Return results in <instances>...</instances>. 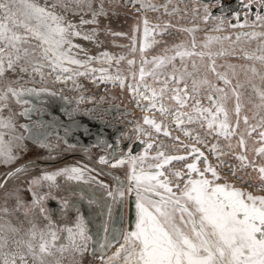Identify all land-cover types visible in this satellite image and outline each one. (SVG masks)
Wrapping results in <instances>:
<instances>
[{"label":"rangeland","instance_id":"374dc122","mask_svg":"<svg viewBox=\"0 0 264 264\" xmlns=\"http://www.w3.org/2000/svg\"><path fill=\"white\" fill-rule=\"evenodd\" d=\"M250 1L255 10L251 13L249 7L240 8L239 13L243 16L240 19L230 14V11L229 17H225L222 12L211 15V10L218 7V2L211 0H36L41 6L56 3L55 12L63 16L64 24H73L75 31L80 33L79 36L69 35L67 38L73 47L69 48L66 44L64 48L72 59L81 61L82 65L65 61L62 68L69 71L53 69L49 61L40 58L42 54L39 49L32 63L21 61L14 70H7L5 63V74L0 77V95H4L9 86L22 94L12 96L7 93V98L0 100V123L8 125L0 127V136L3 138V147L6 151L10 150L14 157L10 162L0 157V236L6 237L9 242L4 251L23 252L27 264H40L41 259L46 264H102L101 255L104 260L111 257L109 254L116 252L123 242V233L127 231L129 176L133 157L137 158L135 168L141 164L140 171L147 172L151 170L149 164L160 163L153 159L158 152L171 156L188 154L191 147L195 146L206 156L209 155V164L221 175L216 182L229 181L254 194L264 195V191L254 192L248 185L249 182L252 187L253 184H262L258 171L253 167L242 168L241 161L236 159L243 152L245 163L254 162L256 169L264 165V157L255 151L264 144L259 136L260 131H264L259 126L264 113L257 115L256 105L260 101L252 88L254 84L264 89L260 85L264 64L255 58L264 55V19H257V16L264 17V8L259 11L264 4H261V0H244L245 3ZM168 3H172V6ZM65 4L67 7L63 6ZM145 20L150 30L147 36L144 32ZM85 36L89 38L85 39ZM36 43L31 40L25 46H34ZM178 46H182L181 51L204 53L203 57H185L183 61L191 71V63L195 60L200 68V78L206 76L218 87H225L215 74L205 71V67L214 61L217 72L226 73L232 85L237 82L243 85L239 89L243 95L238 131L229 139L217 136L216 131H209L206 127L201 128L199 123H187L186 127H191L189 130L199 132L203 143L190 141L183 136L181 129L174 127L157 110V113L144 110L149 101L139 99L137 94L129 90L128 85L135 87L140 82L141 67L152 69L151 63L143 64L142 61L151 62L157 57L174 56ZM104 53L108 56L105 57ZM127 54H130L129 57ZM129 61L133 63L129 64ZM173 63L177 68L182 67L180 57H176ZM21 66L26 71L21 72ZM36 68L39 71L34 70ZM252 68L256 69L255 73L251 71ZM171 71V65L159 69L160 79L163 80L165 74ZM117 76L123 79V88L115 79ZM143 83L157 89L161 86L148 75L140 82L141 91L144 90ZM29 89L33 91L29 92ZM206 95L207 90L202 89L199 99L204 107L209 106ZM229 95L231 97V93ZM191 103L189 101V105ZM226 106L231 124L235 126L234 98H230ZM183 111H191V108ZM145 116L166 125L169 136H165L163 130L157 133L151 125L145 124ZM244 116L249 118L247 126ZM250 125H257V128L248 136ZM137 127L144 128L141 129L143 132L137 131ZM145 131L153 136L144 138ZM241 134H244L246 141V152L238 145ZM138 138L141 139V146L132 152ZM147 140L151 142V148ZM207 142L217 143L218 156L209 153ZM120 156L126 157V161L114 171L110 166L111 161ZM141 156L145 157L143 164L139 160ZM101 157L106 162L101 163ZM217 157L223 161L221 168L213 162L218 160ZM184 163L172 161L161 168L171 179L174 191L177 179L172 173L185 170ZM72 167L82 170L81 179L68 180L64 170ZM199 167L203 171L202 161H199ZM233 172L236 174L233 175ZM87 174L90 177L85 178ZM48 175H54V179L46 180L44 177ZM82 181L95 182L91 186L94 192ZM126 181L127 190L124 186ZM179 181L183 188L184 180ZM116 184L118 189L115 192ZM121 191L124 193L122 198L119 196ZM81 221L92 240L88 242L86 251L77 252L72 249L70 242L66 243L67 229H76L77 223ZM52 226L58 230L55 246L50 247V255L39 253L40 233H51ZM32 231L36 233L35 239L31 236ZM46 239L51 243L50 235H46ZM15 241H23L24 244L18 248ZM29 241L34 245L38 259L34 260L32 255L27 254L26 244ZM99 243H110V246L101 251ZM62 244L69 246L61 251ZM121 258L112 261V264H123ZM0 264H3L2 259ZM17 264H20L19 260Z\"/></svg>","mask_w":264,"mask_h":264},{"label":"snow or ice","instance_id":"6c2138e0","mask_svg":"<svg viewBox=\"0 0 264 264\" xmlns=\"http://www.w3.org/2000/svg\"><path fill=\"white\" fill-rule=\"evenodd\" d=\"M261 4H264V0H261ZM63 6L67 7L66 4ZM247 6L245 5V7ZM56 7V3L41 6L36 0H0V77L5 74V63L7 70H14L21 61L26 64L32 63L36 59L37 49L42 54L40 58L49 61L53 69L60 68L64 72L69 71L67 68H62L65 61L82 65L81 61L72 59L64 48L66 44L69 48L73 47L67 38L69 35L79 36L80 33L75 31L73 24H64L63 16L55 12ZM257 19H264V17L257 16ZM88 22L90 21H82V23ZM144 23V32L147 36L149 33L147 20ZM186 31H192V29ZM84 38L88 39L89 37L85 36ZM31 40H35L37 43L34 46L26 47L25 45H29ZM180 47L182 46H178L174 56L157 57L151 62L142 61L143 64L151 63L152 69L146 70L141 67L140 82L144 81L146 75L151 76L154 82L161 85L158 89L143 83L144 90L141 91V85L138 82L135 87L131 84L128 85L129 90L137 94L139 99L149 101L145 110L156 109L162 116L171 115L176 127L181 128L185 135H191L188 130L181 127L185 122L199 123L201 128L206 127L209 131H216L217 136L222 135L226 140L229 139L238 131L243 95L239 89L243 85L239 82L232 85L226 73L217 72L214 61L205 67V71L215 74L225 87H218L206 76L200 78V68L196 61H192L191 71L183 61L185 57H203L204 53L181 51ZM192 47L195 48L194 43ZM143 50L144 45L141 46V52ZM103 55L108 56L107 53ZM176 57L181 58L182 67L180 68H177L173 63ZM209 57L211 58V54ZM255 58L264 64V55ZM132 63L133 61H129V64ZM167 65L172 66V71L165 74L164 79L161 80L158 70ZM34 70L39 71V68ZM20 71L24 72L26 68L21 66ZM251 71L255 73L256 69L252 68ZM82 74L77 73V75ZM107 79L112 78L108 77ZM115 79L120 82L123 88V79L119 76ZM260 79L264 81V74L260 76ZM189 81H191L190 84ZM252 88L260 101L256 107L264 109V89L257 88L254 84ZM202 89L207 90L205 98L209 101L208 107H204L199 99ZM28 91L33 90L29 89ZM7 93H11L12 96L22 94L9 86L5 94L0 95V100L6 99ZM229 93H231V97ZM230 98L235 100L233 109L236 116L235 126L231 124L229 109L226 106ZM166 101L174 102V104L170 105ZM189 101H192L191 105H189ZM157 105L159 106L157 107ZM188 107L191 108V111H183ZM243 120L246 126L249 125L247 116H244ZM144 123L151 125L157 133L163 130V134L169 136L167 126L157 123L154 118L150 119L145 116ZM7 126V124L0 123V127ZM259 126L264 128V115L260 118ZM256 128L257 125H250L247 135L251 136ZM259 136L264 141V131H260ZM194 139L197 143L202 142L198 135ZM238 145L244 152L248 150L244 134L240 135ZM148 147L151 148L152 145L149 144ZM229 148H231V144H229ZM216 149V144L211 145L210 150L214 155ZM255 151L264 157V147L257 148ZM189 156L193 157L194 162L185 165L187 174L191 177L195 173L199 178L187 179L181 188L179 180L183 179V175L180 171L173 172L172 176L177 179L176 191L173 190L171 179L163 171L144 172L141 170L136 172L137 158H132L133 168L129 181L134 184V188L130 187L129 191L135 190L136 192L137 217L134 229L123 233L124 243L120 245L113 256L104 260L101 255L102 264H112V261L120 259L121 256L124 264H264V196L244 193L227 183H215L219 179L217 169L208 163L207 157L199 148L192 146ZM0 157H5V162L14 159L11 151H6L3 147L2 136H0ZM144 159V156L139 157L141 163ZM153 159L160 163L149 165V167L161 169L164 165H170L172 161H184L187 157L165 155L164 152H158ZM236 159L241 161L242 168L253 167L257 170L259 178L264 184V165L256 169L254 162L245 163L246 156L243 152ZM201 160L204 163L203 171L197 166V161ZM104 162L106 161L101 157V163ZM118 163H123V161ZM64 172L69 175L70 179H81L83 176L82 170L75 167L65 169ZM206 173H211L214 179L204 178ZM54 175L44 178L51 181L54 179ZM119 196L121 198L124 196L123 191L119 193ZM41 211L43 212L44 209L41 208ZM76 227L78 229L76 233H73L71 228L67 229L68 240L74 251L84 252L92 237L86 234L82 221L77 223ZM10 230L16 231L15 229ZM46 235L51 236V243L46 239ZM31 236L35 239V231L31 232ZM57 239L55 232L46 234L42 231L38 244L39 253L50 255V247L55 246L54 242ZM8 243L6 237L0 236V259L3 264H17V260L20 264H27L23 252L4 251L8 247ZM15 243L18 248L24 244L23 241H15ZM68 246L62 244L60 250L63 251ZM109 246L108 243H101L100 250L103 251ZM26 247L27 254L32 255L34 260L38 259L31 241L27 242ZM40 264H46V262L41 259Z\"/></svg>","mask_w":264,"mask_h":264},{"label":"water","instance_id":"95a60500","mask_svg":"<svg viewBox=\"0 0 264 264\" xmlns=\"http://www.w3.org/2000/svg\"><path fill=\"white\" fill-rule=\"evenodd\" d=\"M203 1H209V0H203ZM211 1H217L218 2V7L214 8L213 10H211V15H215L217 12H222L225 17H229V12L228 11H230V14H235V15L239 16L240 19H242L243 16H242L241 13H239V9L240 8L244 7L245 5H248L247 7H249L251 13L255 10V6L253 5V3L251 1L248 2V3H245L244 0H211ZM263 8H264V5L262 6V8L259 9V11L260 12L263 11ZM231 22H232V24H234L233 21H231ZM241 33H246V32H241ZM147 142H149V144H151V142L149 140H147ZM140 146H141V139L138 138L135 141L134 145H133L132 152H135ZM260 147H264V144L260 145ZM200 151L203 152L202 150H200ZM177 155L187 157V159L184 160L185 161L184 167H185L186 164L194 162L193 161V157L189 156V153L188 154H177ZM177 155H174V156H177ZM204 156L207 157V160H208V163H209L208 156H206L205 153H204ZM189 158H192V159H191L190 162H187V161H189L188 160ZM184 161H177V162H184ZM197 166L200 169L199 161H197ZM156 170L162 171L161 169H156ZM180 172L183 175L184 182H186L187 179H189V178L192 179L194 177L193 175L195 174V173H193L192 176L189 177L188 174H187V168L186 167H185V170H181ZM209 175H211V173H209ZM218 176H219V179H220L221 175L219 173H218ZM197 178H199V177H197ZM204 178H206V175L204 176ZM212 178L213 177L211 175L209 178L207 177L206 179L212 180ZM218 180H216V181H218ZM216 181H215V183H218V184L227 183V184H229L231 186H234L236 189H240L241 190V188L239 186H235L233 183H231L229 181H226V182H224V181L223 182H216ZM179 183H180V181H179ZM130 187L134 188V184L132 182H130ZM243 192H245V193H248V192L249 193H253V192H251L248 189H244ZM136 217H137L136 192H135V190H133L131 192L129 191V195H128L127 230H133L134 229Z\"/></svg>","mask_w":264,"mask_h":264},{"label":"bare ground","instance_id":"6f19581e","mask_svg":"<svg viewBox=\"0 0 264 264\" xmlns=\"http://www.w3.org/2000/svg\"><path fill=\"white\" fill-rule=\"evenodd\" d=\"M168 1L171 2V0H167V2H168ZM164 2H166V1H164ZM173 2H174V1H173ZM173 2H172V3H173ZM172 3H171V4H172ZM165 4H166V3H165ZM168 4H170V3H168ZM171 4H170V5H171ZM180 4H181V3H180ZM183 4H185V3H183ZM159 6H160V5H159ZM171 6H172V5H171ZM185 12H186V11H185ZM184 14H185V13H184ZM188 14H189V12H188ZM148 15H149V14H148ZM194 15H195V17H196V13H195ZM156 18H157V17H156ZM158 18H159V17H158ZM192 18H194V17H192ZM152 19H153V18H152ZM194 19L197 20V18H194ZM181 20H182V19H181ZM181 20H180V21H181ZM158 21H159V20H158ZM189 21H191V20H189ZM200 21H201V20H200ZM200 21H199V22H200ZM214 24H215V23H214ZM215 25H216V24H215ZM218 25H219V24H218ZM221 26H222V25H221ZM215 27H216V26H215ZM215 27H214V28H215ZM217 28H218V27H217ZM219 28H220V27H219ZM219 28H218V29H219ZM212 29H213V28H212ZM223 29H224V28H223ZM170 30H171V29H170ZM149 31H150V30H149ZM118 32H119V31H118ZM121 32H122V31H121ZM125 33H126V32H125ZM129 33H130V31H129ZM128 35H129V34H128ZM126 38H127V37H126ZM127 39H128V38H127ZM127 42H128V41H127ZM130 44H131V42H130ZM126 47H127V46H126ZM144 47H145V43H144ZM120 48H121V47H120ZM135 51H136V50H135ZM137 51H138V50H137ZM130 52H131V51H130ZM130 52H129V53H130ZM127 53H128V52H127ZM131 53H133V52H131ZM131 53H130V54H131ZM130 54H127L128 57H129ZM246 56H249V54H246ZM126 59H127V58H126ZM124 61H125V60H124ZM127 67L129 68V66H127ZM127 67H126V68H127ZM115 70H116V69H115ZM118 70H120V69H118ZM262 73H263V72H262ZM263 74H264V73H263ZM124 75H125V74H124ZM127 77H128V76H127ZM128 78H129V77H128ZM126 79H127V78H126ZM127 83H128V82H127ZM128 84H129V83H128ZM141 90H142V89H141ZM143 101H144V100H143ZM145 101H146V100H145ZM147 102H148V101H147ZM148 104H149V102H148ZM148 104H147V106H148ZM143 106H144V105H143ZM158 106H159V105H157V107H158ZM145 108H146V107H144V110H145ZM146 109H147V108H146ZM148 110L155 111L156 109H154V110H153V109H148ZM157 111H158V110H157ZM146 112H147V111H146ZM149 112H150V111H149ZM155 112H156V111H155ZM156 113H157V112H156ZM158 113L160 114L159 111H158ZM261 113H264V111H261ZM150 114H152V112H151ZM150 114H149V115H150ZM258 114H259V112H257V115H258ZM163 116H166L167 118H169V120L172 122V123H171V122H170V123H171L174 127H176V124L173 122V118H172L171 115H163ZM186 124H187V122H185L181 127H182L183 129L188 130V131L191 133V135H185V134H184V131H182L181 133L183 134V136H185L186 138H188L190 141H196V140L194 139V137H196V136L198 135L199 132L197 133V132H194V131L189 130L191 127H190V128H189V126L186 127V126L188 125V124H187V125H186ZM139 127H140V126H139ZM170 127H171V126H170ZM188 128H189V129H188ZM136 129H137V131L141 132V131H142L141 129H144V128H141V129H140V128L137 127ZM171 129H172V128H171ZM179 129H181V128H179ZM179 129H178V130H179ZM174 130H176V129H174ZM197 131H198V130H197ZM142 132H143V131H142ZM175 132H176V131H175ZM136 134H138V132H136ZM143 134H144V138H149V137L153 136V135H151L150 133H148L147 131H145ZM181 136H182V135H181ZM198 136H199V135H198ZM199 137H200V136H199ZM156 138H157V137H156ZM162 138H164V137H162ZM201 138H202V137H200V140L202 141L201 143H203V140H202ZM209 139H210V137H209ZM214 139H216V138H214ZM214 139H213V141H214ZM160 141H161V140H160ZM160 141H159V142H160ZM204 141H205V140H204ZM206 141H208L207 138H206ZM206 141H205V142H206ZM207 143H208V142H207ZM210 143H211V142H210ZM210 143H208V144H209L208 146H207L206 144H205V145H206V148L209 150V153L212 154V156H214V154L211 152L210 149H211V145L215 144V142H212L211 144H210ZM117 144H118V143H117ZM216 144H217V143H216ZM160 145H161V144H160ZM160 145H159V146H160ZM218 145H219V144H218ZM120 146H121V145H120ZM220 146H221V145H220ZM220 146H218V147H220ZM118 147H119V146H118ZM259 147H260V146H259ZM259 147H258V148H259ZM220 148H221V147H220ZM117 149H118V148H117ZM222 149L224 150V148H222ZM223 150H221V151H223ZM227 150H228V148H227ZM217 151H218V150L216 149V155H217ZM224 151H225V150H224ZM219 153H220V152H219ZM228 153H229V152H228ZM124 154H125V153H124ZM220 154H221V153H220ZM223 154H224V153H223ZM128 155H129V154H128ZM229 155H230V154H229ZM229 155H228V156H229ZM208 156H209V155H208ZM217 156H218V155H217ZM219 156H220V155H219ZM126 157H127V155H126ZM126 157H122V156H120V157L116 158L114 161H111V165H110V164H109V165L111 166V168H113V170H114V169H117L119 166H121V165L124 164V162L126 161ZM128 157H129V156H128ZM129 158H130V157H129ZM215 158H216V157H215ZM232 158H233V157H232ZM208 159H209V161H210L211 158L208 157ZM217 159H218V158H217ZM36 160H37V159H36ZM119 161H123V163H118ZM211 162H212V161H211ZM213 162H215V165H217V167H218V166H220V168H221V166L223 167V164L221 163L222 161H221L220 159H218L217 161L214 160ZM226 162H227V161H226ZM143 163H144V162H143ZM143 163H142V164H143ZM150 163H151V162H150ZM126 164H127V163H126ZM152 164H153V163H152ZM152 164H150V165H152ZM113 165H116V166L114 167ZM239 165H240V164H239ZM140 166H142V165L140 164ZM140 166H139V167L137 166V167L135 168L136 172H140V168H142V167H140ZM143 166H144V165H143ZM237 166H238V165H237ZM148 167H149V166H148ZM72 168H73V167H72ZM75 168H76V167H75ZM149 168H150V167H149ZM244 168H245V167H244ZM137 169H139V170H137ZM150 169H151V170H148L147 172H156V171H158V170H156L154 167H153V168H150ZM223 169H224V168H223ZM230 169H231V167H230ZM230 169H229V170H230ZM232 169H233V167H232ZM247 169H248V168H247ZM229 170H225V171L227 172V171H229ZM235 170H236V169H235ZM114 171H115V170H114ZM236 171H237V170H236ZM236 171H235V172H236ZM239 171H240V170H239ZM116 172H117V171H116ZM229 172H230V171H229ZM237 172H238V171H237ZM243 172H244V171H243ZM221 173H222V172H221ZM239 173H240V172H239ZM115 174H117V173H115ZM235 174H236V173H235ZM112 175H113V174H112ZM205 175H206V178H207V177H208V178L210 177L209 173H206ZM229 175H230V174H229ZM67 176H68V180H69V175H67ZM88 176H89V175L87 174L85 178H88ZM193 176H194V177H193L192 179H197V177H198L196 174H194ZM239 176H240V175H239ZM243 176H244V175H243ZM243 176H241V177H243ZM82 177H83V176H82ZM89 177H90V176H89ZM117 177H118V176H117ZM226 177H227V176H226ZM226 177H225V178H226ZM93 179H94V178H93ZM118 179H119V178H118ZM213 179H214V178H212V180H213ZM229 179H230V178H229ZM229 179H228V180H229ZM235 179H236V178H235ZM250 180H251V179H250ZM82 183H85L86 185H88V186H89V189L92 190V191L94 192V190L91 188V186H92V185H95V182H94V183H93V182L91 183V182H89V181H88V182H83V181H82ZM250 183H251V182H249L248 185L251 187L250 189H251L252 191H254V192H256V191H257V192L264 191V185H263V184H259V185L253 184V187H252ZM256 183H257V182H256ZM235 184H236V183H235ZM239 184H240V183H239ZM112 185H113V184H112ZM124 186H125V189L127 190V186H128L127 181H126V183H125ZM78 187H79V186H78ZM116 187H117V184H116L115 187H114L115 192H116V190L118 189V188H116ZM239 187H240V186H239ZM97 188H99V187H97ZM240 188H241V191L244 190V188H242V187H240ZM100 189H101V188H100ZM239 190H240V189H239ZM117 193H118V191H117ZM244 193H245V192H244ZM248 193H249V192H248ZM250 194H252L253 196H264V195H261V194H254V193H250ZM102 198H104V197H102ZM105 200H106V199H105ZM104 203H106V202L104 201ZM112 203H113V202H112ZM120 204H121V202H120ZM111 207H112V206H111ZM104 209H105V208H104ZM111 217H112V216H111ZM83 227H84V226H83ZM71 228H72V227H71ZM51 229H52L51 231H52V232H55L56 235H57V233H58L57 228H55L54 226H52ZM112 230H114V229H112ZM77 231H78L77 227H76V229H73V233H76ZM109 234H110V233H109ZM121 239H122V237H121ZM121 239H120L119 241H121ZM93 242H94V241H93ZM66 243H69L68 237H66ZM123 243H124V240H123V242H122L121 244H123ZM99 244H100V243H99ZM109 244H110V243H109ZM118 244H119V243H118ZM121 244H120V245H121ZM120 245L118 246V248L120 247ZM118 248H117V249H118ZM117 249H116L115 251H117ZM113 251H114V250H113ZM114 253H115V252L110 253L109 255L112 256ZM107 254H108V252H107ZM109 255H108V256H109ZM90 258H91V257H90ZM94 259H96V258H94ZM121 259H123V258H121ZM92 261H93V260H92ZM115 261H117V260H115ZM118 261H119V260H118ZM114 263H115V262H114ZM117 263H118V262H117ZM120 263H121V262H120ZM122 263H123V262H122ZM91 264H92V263H91ZM115 264H116V263H115ZM123 264H124V263H123Z\"/></svg>","mask_w":264,"mask_h":264},{"label":"crops","instance_id":"0c3cea01","mask_svg":"<svg viewBox=\"0 0 264 264\" xmlns=\"http://www.w3.org/2000/svg\"><path fill=\"white\" fill-rule=\"evenodd\" d=\"M260 85L264 88V81H262L261 80V82H260ZM256 110H257V112H259V114L261 113V111H264V109H260V108H257L256 107ZM164 118H167L166 116H164ZM169 119V118H168ZM153 161V160H152ZM153 163V162H152ZM150 165V164H149ZM148 165V166H149ZM137 170H139V169H137Z\"/></svg>","mask_w":264,"mask_h":264}]
</instances>
